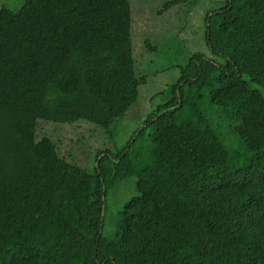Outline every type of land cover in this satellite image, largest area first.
Listing matches in <instances>:
<instances>
[{"label":"trees","instance_id":"16d2710c","mask_svg":"<svg viewBox=\"0 0 264 264\" xmlns=\"http://www.w3.org/2000/svg\"><path fill=\"white\" fill-rule=\"evenodd\" d=\"M204 22L224 63H172L178 79L130 139L152 131L148 159L130 158L129 141L89 172L37 127L109 134L137 102L130 0L0 9V264H264V0H223ZM220 126L250 154L243 168H229ZM132 177L137 194L104 237L107 192Z\"/></svg>","mask_w":264,"mask_h":264},{"label":"rangeland","instance_id":"374dc122","mask_svg":"<svg viewBox=\"0 0 264 264\" xmlns=\"http://www.w3.org/2000/svg\"><path fill=\"white\" fill-rule=\"evenodd\" d=\"M168 1L171 0H130L135 74L139 81L142 77L145 81L139 87L137 102L117 121L111 133H105L103 129L85 122L70 126L40 122L36 132L38 140L51 138L57 143L62 157L78 163L89 172L98 152L108 150L114 153L116 148H123L129 141L132 143L130 158L134 157V161H140L141 164L148 159L152 131L146 129L135 144L132 142L134 138L130 139L133 132L142 127L153 107L162 102L168 86L178 79L179 72L172 69V63H184L191 54H201L206 59L214 60L217 65L224 63L222 58L210 54L204 42L205 14L222 6L223 0H194L188 8L187 5H180L158 15ZM22 3L23 0H0V9L17 11ZM147 39L156 53L150 52L145 46ZM204 106L205 102L201 104V109L204 110ZM207 116L214 126H219L215 111H208ZM218 132L225 140L229 168L234 170L246 166L250 154L245 151L240 140L223 126L218 127ZM135 182L134 177L129 178L107 192L102 231L104 237L114 236L118 213L137 194Z\"/></svg>","mask_w":264,"mask_h":264}]
</instances>
